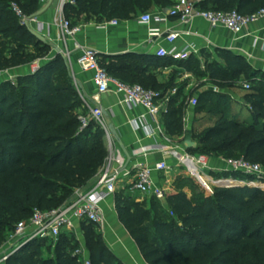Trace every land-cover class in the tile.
I'll return each instance as SVG.
<instances>
[{"label": "trees", "instance_id": "1", "mask_svg": "<svg viewBox=\"0 0 264 264\" xmlns=\"http://www.w3.org/2000/svg\"><path fill=\"white\" fill-rule=\"evenodd\" d=\"M71 1L73 4L64 5L63 16L74 26L82 15L98 23L127 21L153 7L165 10L174 3ZM13 2L27 18L42 10L38 0H0V38L10 39L13 45L7 53L0 47V70L28 66L46 58L51 50L47 42H40L28 28L20 26L11 9ZM198 6L204 11H235L248 16L264 9V0H202ZM215 54L223 67H209V80L222 91L233 88L240 77L247 80L249 90L243 99L251 108V121L239 122L228 115L227 99L221 93L199 95L194 113L198 115L205 106L212 105L210 114L215 121L200 132H188L195 147L186 151L224 161L243 158L264 168V81L256 78L264 75L241 56L226 50H215ZM98 57L100 66L113 79L158 91L150 87L146 73L148 67L160 64L150 57ZM178 66L191 73L199 68V62L190 56ZM256 80L258 85L254 84ZM173 99L162 116L163 126L168 136L184 138L185 114L180 106L173 107ZM82 105L67 62L60 55L44 62L35 73L18 77L15 83L0 84V233L12 231L33 210L57 209L70 201L76 189L89 190L94 184L107 152L104 133L95 124L80 130L75 111ZM216 175L244 182L255 178L235 172ZM185 186L188 194H166L165 208L155 198L149 199V206L147 201L136 202L130 195L131 187L115 192L113 204L118 221L146 264H264V191L247 185L217 187L207 196L202 188L195 192L193 185ZM164 211L170 213L169 220L163 218ZM81 231L91 264H122L110 253L101 234L93 231L92 224H82ZM41 241L24 244L5 264H78L73 256L77 246L68 249L75 242L72 236H60L53 257L45 260H39L38 253L30 249Z\"/></svg>", "mask_w": 264, "mask_h": 264}, {"label": "built area", "instance_id": "2", "mask_svg": "<svg viewBox=\"0 0 264 264\" xmlns=\"http://www.w3.org/2000/svg\"><path fill=\"white\" fill-rule=\"evenodd\" d=\"M38 1L42 6L49 0ZM201 1L176 0L167 8V14L163 11L159 13L145 12L138 16L137 21L146 26L150 24L165 25L170 18H174L180 25L189 26L193 19L199 18L207 22L210 28H224L237 37L248 26L257 23L259 20H264V9L253 15L243 16L235 11L201 10L198 6ZM66 3L73 4L71 0H59L57 15L47 24L39 21L37 16L27 18L16 5H12L11 9L19 19L20 26L42 35L51 42L54 46L55 55L62 56L67 64L73 62L74 53L79 54L76 63L83 72H91L93 74L91 82L95 87L97 96L111 93L122 97L118 102L120 105H126L129 108H142L144 113L138 117V122H131L132 129L137 131L140 123H144L142 127L146 135L148 137L158 136L160 143L154 146H139L132 152V156L135 158L142 157V161L133 159L130 169L126 168L124 163L119 162L114 154L115 140L104 123L102 108L99 105H90L80 95L82 106H85L88 110L87 115H77L80 130H84L91 123L99 125L104 133L103 139L109 155L99 170L94 184L88 191L84 193L74 191V198L64 203L61 207L50 211L35 209L27 220L16 223L11 236L15 245L9 253L0 258V264H5L10 255L28 242L46 239L56 241L62 235H72L78 241L79 246L73 253V256L77 258V263L91 264L89 254L83 243L81 225L103 226L104 214L101 204L113 198L120 176L129 175L130 171H134L131 190L138 193L139 196L155 198L163 206L166 205L165 198L167 193L162 183L177 168L184 169L190 178L211 195L214 188L240 184L264 191V168L243 158L227 160L226 164L229 171L241 173L245 176H253L258 178L259 181L244 182L233 178H212L209 174L211 170L207 156L188 153L182 144L183 137L175 139L166 134L162 116L168 112L170 99L161 92L145 89L140 85L126 84L110 77L100 66L96 51L77 41L76 36L80 33L81 28L78 25H72L69 20L64 18L63 7ZM104 23L106 26H116L118 21ZM50 31L57 32V36L52 37ZM183 35L194 36L196 33L190 30L182 32L165 30V32H160L159 29L154 28L149 30L148 42L152 43L155 38H163L170 47L169 49L160 48L156 55L160 58L169 57L177 61H186L190 57L188 49L178 50L175 46L178 38ZM51 59L46 57L34 61L32 73H35L44 62ZM243 88L244 90H249V84L243 85ZM96 104L98 103L96 102ZM197 104V97L191 98L188 102L191 109H194ZM148 121L149 123H147ZM185 123L186 118H183V124ZM153 152L159 153L161 159L150 164L147 155Z\"/></svg>", "mask_w": 264, "mask_h": 264}, {"label": "crops", "instance_id": "3", "mask_svg": "<svg viewBox=\"0 0 264 264\" xmlns=\"http://www.w3.org/2000/svg\"><path fill=\"white\" fill-rule=\"evenodd\" d=\"M174 1L176 0H173V2ZM48 2L41 6L44 11L37 16L39 21L44 24L49 23L57 15L59 6V0H53L50 4ZM152 9H159L156 10V13L163 11L157 7H153ZM139 15L140 14H138V16ZM138 16L132 20L118 21L116 26H106L104 22L98 23L92 17L86 21H81L80 17L79 20H76V24L80 26L81 31L76 36V39L79 43L95 50L98 55L116 56L122 54H136L150 57L151 60L158 62L160 65L148 67L146 75L149 78L150 87L153 86L158 89L162 87L166 89L170 86L168 84L174 79L173 70L178 71L175 75L176 81L188 79L189 73L178 66L180 61L173 60L169 57L158 58L156 52L160 48L169 49L170 46L163 38H155L152 43L148 42L149 30L154 28L159 29L160 32H165V30H177L180 32L190 30L191 32H195L196 35L194 36H180L175 46L178 50L187 48L190 56H193L199 63L204 54H215V50H226L234 55L243 57L255 71L264 75V20H259L257 23L248 26L247 29L235 37L224 28H210L207 22L199 18L193 19L189 26L180 25L174 18H170L165 25L150 24L146 26L137 21ZM50 33L52 37L57 36V32L50 31ZM46 42L51 48L49 58H54V46L47 39ZM78 56V53H74L73 62L67 64L74 86L78 94L81 95L85 101L90 103V105H99L102 108L104 123L109 128L110 133L112 130L119 140L118 143L114 139V154L119 162L124 163L126 168L130 169L133 159L142 161V157H133L132 152L139 146L157 145L160 143V138L158 136L148 137L142 127L144 123H140V127L137 131L132 129L131 122H138V117L144 113L142 108H129L126 105H120L118 102L122 97L115 96L111 93L97 96L95 87L91 82L93 74L81 70L76 63ZM26 68L27 66H20L12 69L11 72H14L17 77L30 75L31 71L28 70L27 72ZM95 101L98 104H96ZM191 111H193V109H191ZM190 114L184 116V118H186L184 132L187 133L190 132L193 127L192 119L194 113L191 112ZM147 123H149V121ZM180 137L174 138L179 139ZM147 156L150 164L161 159V155L157 152H153ZM209 166L210 170L213 172H230L226 161L221 158H210ZM178 171L183 173V177H186L184 169H174L172 174ZM133 180L134 171H130L129 175H121L117 184H120L122 188L125 189L131 187ZM163 185L162 183V186ZM130 191L133 192L131 188ZM183 192L188 194L189 190L184 187ZM150 198L149 196H140L135 201H147L149 206ZM101 206L104 214V223L103 226L97 228L101 230L104 244L110 253L119 259L122 264H146L141 257L137 245L118 221L114 209L113 198L104 201ZM165 206L162 205L164 208ZM72 237L74 238V236ZM82 239L84 243V237ZM74 240L77 241L76 238H74Z\"/></svg>", "mask_w": 264, "mask_h": 264}, {"label": "rangeland", "instance_id": "4", "mask_svg": "<svg viewBox=\"0 0 264 264\" xmlns=\"http://www.w3.org/2000/svg\"><path fill=\"white\" fill-rule=\"evenodd\" d=\"M12 5H17V4L15 2H13ZM151 10H153V9H151ZM151 10H148L146 12L156 13L157 12L156 10H159V9H156V10L154 9L153 11H151ZM89 18L90 17H86V16L82 15L81 21H86ZM0 47L3 48L5 50V52L7 53L8 50L13 48L12 41L10 39H7V38H5V39L0 38ZM50 52H51V50H50ZM50 52H49L47 57H49ZM33 63L34 62H32L26 68L27 72H28V70L31 71V74L33 72L32 71V67L34 65ZM209 67H212V68L215 67L216 69L218 67H220V68L223 67L222 62L217 59L216 54H204L201 62L199 63V68H197L196 70L189 73L188 79H182L180 81H176L175 75L177 74L178 71L173 70L174 79L171 80L170 84H168L170 86H168V88H166V89H163V87H162V88H159L158 91H156V90H154V91L161 92L162 94H165L166 97L169 99L174 97L173 104H172L173 107L176 108V107L180 106L182 108V111L184 112V114L186 116L189 115L191 112L194 113V110L191 111V109L189 108V105H188V102L191 98L197 97V96L202 95V94H206L208 92H212V94L214 93L213 95H215L217 93H221L227 99V101L225 100L226 106H229L228 110H227V114L236 118L239 122L249 123L251 121V108L245 104L244 99H243L244 95L247 92V90H244L243 85L248 84L249 82L247 80H245L243 77H240L239 79H237L235 81L236 85H234L233 88H231L229 90H223L222 91V90L218 89L217 87H215L212 84V82L209 80L210 73H211ZM11 71H12V69L0 70V84L3 82H12V83L16 82L18 77L14 74V72H11ZM24 76H26V75H24ZM256 78L264 81V77H262L261 75H257ZM257 81L258 80H256V82L254 83L255 85H258ZM212 111H213L212 105L208 104L207 106L204 107V111L202 113H200L198 115H196L194 113L193 119H192L193 127L191 128V131L196 130V132H200L204 128L211 126L213 124V122L215 121V118L213 117V115L210 114V112H212ZM78 114L87 115L88 114L87 108L85 106L80 107L79 109H77L75 111V115H78ZM190 116H191V114H190ZM96 127L101 129V127L99 125H96ZM92 134H93V132L90 133V135L88 136L89 137L88 139H90L92 137ZM103 142H104V139H103ZM104 146H105V149L107 152V154H106V158H107L109 153H108L107 147L105 145V142H104ZM98 174H99V171H98L96 177L98 176ZM179 174H181V175H179ZM209 174L211 175L212 178H215L217 176L216 175L217 172L210 171ZM182 175H183V173L178 171V172L173 173V174L171 173L170 176H168L166 179H164L163 187L166 189L167 194L174 192V191H183L184 187L188 189V187H186L185 184H187V186L189 184V185H193L196 188L195 192L199 191L198 188H202V190L205 191V194L207 196H211V194H209L200 185L197 184V186H198L197 187L195 184V181H193V179L191 180V178L186 173H185L186 177H183ZM240 178L245 179V177H240ZM262 180H263V177H262ZM254 181H259V179L255 177ZM173 186H174V188H173ZM122 190H123L122 186L120 184H117L116 185V194L121 193ZM75 191L80 192V193H84V192L88 191V187H85V188L79 187V189H76ZM130 195L133 199H137L138 197H140L139 194L135 193V192H131ZM73 198H74V194H73L71 199H73ZM143 198H145V197H143ZM67 202H65V203H67ZM163 218L169 220L171 218L170 213L168 211H164ZM92 227H93V231L95 233H100L101 237H102L101 230L99 228H97V226H95V225H92ZM11 236H12V231H6L3 234L0 233V258L3 255L9 253L13 249L15 243H14V240ZM102 240H103V237H102ZM55 243L56 242L54 240L46 239L44 241L38 242V244H34L32 247H30V249L35 250L38 253L37 255H38L39 260H45V259H49V258L53 257V249H54ZM73 245L74 246L76 245L77 247L79 246L78 242L75 241L74 244L73 243L69 244L68 249L71 250Z\"/></svg>", "mask_w": 264, "mask_h": 264}, {"label": "water", "instance_id": "5", "mask_svg": "<svg viewBox=\"0 0 264 264\" xmlns=\"http://www.w3.org/2000/svg\"><path fill=\"white\" fill-rule=\"evenodd\" d=\"M53 0H49V4L52 2ZM43 11H44V9L43 10H41L38 14H37V16H39L40 14H42L43 13ZM167 9H165V10H163V12L165 13V14H167ZM30 32L40 41V42H42V43H46V39L42 36V35H40V34H37V33H35V32H32L31 30H30ZM111 134L113 135V137H114V139L119 143V140H118V138H117V136H116V134L111 130ZM182 144H183V146H184V148L186 149V150H188V149H190V148H194L195 147V143H193L192 142V137H191V135L189 134V133H187L185 136H184V138H183V140H182ZM241 186H243L242 184H240ZM240 185H233V186H240Z\"/></svg>", "mask_w": 264, "mask_h": 264}]
</instances>
